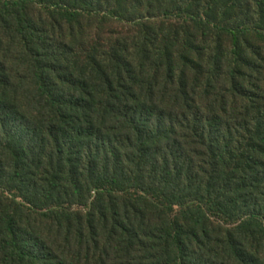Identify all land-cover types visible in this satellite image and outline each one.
<instances>
[{
    "label": "trees",
    "instance_id": "trees-1",
    "mask_svg": "<svg viewBox=\"0 0 264 264\" xmlns=\"http://www.w3.org/2000/svg\"><path fill=\"white\" fill-rule=\"evenodd\" d=\"M0 264H264V0H0Z\"/></svg>",
    "mask_w": 264,
    "mask_h": 264
},
{
    "label": "rangeland",
    "instance_id": "rangeland-1",
    "mask_svg": "<svg viewBox=\"0 0 264 264\" xmlns=\"http://www.w3.org/2000/svg\"><path fill=\"white\" fill-rule=\"evenodd\" d=\"M140 17H145V16L140 15ZM144 20H146V22H148L149 25L153 26L155 30L158 32L163 31L165 34L171 32L170 29L172 24L170 25V23L165 22L161 17L145 18ZM83 23L85 25L86 22L84 21ZM83 31H84V37H90L89 38L90 42L103 43L106 40H111L112 42L120 40L127 42L129 47L137 43L141 36V29L138 25L128 24L126 22H117L114 20L107 22L105 24H100L96 21L94 22V25L91 29L85 28L83 26ZM68 38H71V36H68ZM212 39L215 41L213 37ZM249 39L253 44L256 43L257 46H260L261 42L260 40H257L256 35L253 36L251 35ZM219 44L223 47L226 53H231L234 49L233 39H231L230 35L228 34H223L221 36ZM191 57L192 59H196L197 55L193 54ZM74 210L82 211L79 208H74Z\"/></svg>",
    "mask_w": 264,
    "mask_h": 264
}]
</instances>
